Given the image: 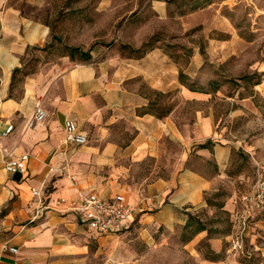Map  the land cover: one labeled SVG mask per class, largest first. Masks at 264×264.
Returning a JSON list of instances; mask_svg holds the SVG:
<instances>
[{"label": "crops", "instance_id": "0c3cea01", "mask_svg": "<svg viewBox=\"0 0 264 264\" xmlns=\"http://www.w3.org/2000/svg\"><path fill=\"white\" fill-rule=\"evenodd\" d=\"M112 1L100 0V6ZM156 2L164 11L169 8L166 0ZM50 33V25L0 0V264H141L147 254L142 255L134 244L122 248L116 243L119 237L135 222L141 228L187 229L196 211L209 206L207 194L216 189L218 175L186 166L189 153L184 148L170 168L157 165L143 175L140 199L125 188L104 186L102 179L137 177L132 174L135 162L149 158L162 162L168 135L182 137L186 145L192 137L183 134L173 116L175 110L155 113L150 98L131 82L144 73L151 56L136 60L119 53L98 56L92 51L88 58L78 60L65 54L40 60L34 69L18 74L30 65L26 56L33 46L46 42ZM16 82H22L20 90ZM189 91L190 96H198L196 90ZM38 105L46 109L47 117L30 127ZM69 119L88 135L86 144L66 140ZM9 124L14 129L3 136ZM205 125L211 130V120L206 118ZM215 148L225 152L221 146ZM24 153L30 154L26 169L9 172L4 159ZM35 188L43 194V205L34 196ZM79 191L107 197L122 193L134 212L121 230L99 233L81 224L69 204L56 203L61 197H76ZM232 200L223 208L231 213L234 225L241 226L236 218L243 216L244 207ZM202 224L187 243L197 260L202 264L236 260L232 254L208 259L198 249L204 239L215 254L223 247L222 238ZM152 237L149 243L156 241ZM226 237L232 253L233 234ZM5 244L18 251L5 250Z\"/></svg>", "mask_w": 264, "mask_h": 264}, {"label": "rangeland", "instance_id": "374dc122", "mask_svg": "<svg viewBox=\"0 0 264 264\" xmlns=\"http://www.w3.org/2000/svg\"><path fill=\"white\" fill-rule=\"evenodd\" d=\"M156 1L113 0L103 8L100 0H7L22 15L51 27L48 40L33 46L26 56L30 65L18 74L34 69L40 60L65 54L78 60L92 51L136 60L151 56L144 73L131 82L150 98L155 113L175 110L174 118L191 141L186 145L182 137L168 135L162 162L155 158L135 162L132 174L137 177L100 181L140 199L143 175L157 165L170 168L186 148V166L214 172L217 186L207 194L209 206L196 211L187 229L141 228L135 222L116 243L125 249L134 244L147 254L141 264H202L187 243L205 223L213 236L222 238L223 246L215 254L202 240L198 249L208 259L232 254L236 260L230 264H264V208L248 217L245 227L242 223L248 215L243 195L264 182V0H166V11ZM16 87L20 90L22 82ZM190 88L196 89L197 97L189 95ZM206 118L212 122L211 130ZM218 146L225 148L223 154ZM229 199L244 207L243 216L236 218L241 226H235L223 208ZM230 233L232 253L226 237ZM241 235L243 247L235 250L234 239ZM151 236L153 243L148 242Z\"/></svg>", "mask_w": 264, "mask_h": 264}, {"label": "built area", "instance_id": "2783aa9c", "mask_svg": "<svg viewBox=\"0 0 264 264\" xmlns=\"http://www.w3.org/2000/svg\"><path fill=\"white\" fill-rule=\"evenodd\" d=\"M47 117L46 109L38 105L34 117L29 121L30 127L43 122ZM14 129L13 124L1 132L3 136L8 135ZM66 140L76 144H86L88 135L83 132L75 120L69 119L66 122ZM30 154L24 153L17 157L5 158L4 166L9 172L24 171L26 161ZM38 203L43 205L44 198L40 189L33 190ZM248 215L244 217L242 223L246 226L248 217H256L264 208V182L259 181L252 191L243 195ZM57 205L69 204L79 216V222L88 228L99 233L116 232L123 228L134 212V206L122 193H116L111 197L104 196L96 191L85 193L79 191L74 198L61 197L56 201ZM242 233V232H241ZM233 248L240 250L243 247V235L234 239ZM5 250L17 252L18 249L8 244L4 245Z\"/></svg>", "mask_w": 264, "mask_h": 264}, {"label": "trees", "instance_id": "16d2710c", "mask_svg": "<svg viewBox=\"0 0 264 264\" xmlns=\"http://www.w3.org/2000/svg\"><path fill=\"white\" fill-rule=\"evenodd\" d=\"M16 71H17V70H16ZM190 89L196 90V89H194V88H190ZM202 146L204 147V146H205V144H202ZM201 228H203V226H201Z\"/></svg>", "mask_w": 264, "mask_h": 264}]
</instances>
